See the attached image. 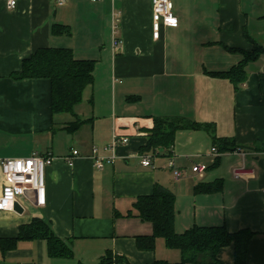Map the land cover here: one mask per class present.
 I'll use <instances>...</instances> for the list:
<instances>
[{
  "label": "crops",
  "instance_id": "1",
  "mask_svg": "<svg viewBox=\"0 0 264 264\" xmlns=\"http://www.w3.org/2000/svg\"><path fill=\"white\" fill-rule=\"evenodd\" d=\"M172 2L178 27H162L156 41L151 0H19L15 10L0 0V160L35 152L54 158L46 169L45 207H37L29 193L21 200L23 213L0 212V239L16 238L22 225L40 217L74 253L72 259H51L45 242H21L6 254L0 249V264H98L108 252L125 264L180 263L181 252L163 239L154 252L137 248L136 238L152 236L153 228L136 216L134 204L152 195L156 184L176 196L178 234L195 226H224L231 234L248 230L258 236L246 264H264V55L248 65L247 82L238 90L208 74L230 71L243 60L227 49L264 47V0ZM55 24L70 27L71 35L53 36ZM41 48H68L76 59L96 62L94 85L75 115L52 114L50 80L11 78ZM155 118L211 124L218 138L235 141L237 153L216 156L207 132L181 130L171 155L159 150L145 167L140 149ZM77 119L87 122L74 133L63 130ZM115 135L129 138L128 145L116 149L113 163L96 169L98 157L112 156L105 149ZM74 151L79 155L70 166ZM170 160L182 172L180 180ZM198 163L209 166L203 178L192 172ZM242 166L255 177L236 179L233 170ZM218 180L222 192L195 194L198 185ZM2 187L0 168V193ZM217 259L235 264L234 245Z\"/></svg>",
  "mask_w": 264,
  "mask_h": 264
},
{
  "label": "trees",
  "instance_id": "2",
  "mask_svg": "<svg viewBox=\"0 0 264 264\" xmlns=\"http://www.w3.org/2000/svg\"><path fill=\"white\" fill-rule=\"evenodd\" d=\"M52 35L56 37L71 35L68 26L55 24ZM246 39L252 41L245 33ZM230 53H240L243 60L230 71L208 73L214 78L228 80L238 90L248 79L246 68L264 55V47L254 44L252 52L227 49ZM96 62L78 60L68 48H41L23 61L22 70L11 75L15 81L47 79L51 82V110L53 115H75V109L84 99L85 91L94 85ZM140 98L131 97L137 101ZM87 121L77 119L63 128L74 133ZM181 130L205 131L213 139L218 153H234L237 146L230 138H218L211 124L192 122L184 118H155L150 129L147 144L140 154L155 156L159 150L171 155L176 135ZM219 160V159H217ZM216 160L213 168L218 165ZM224 183L218 180L210 184H201L195 188V194L212 195L223 191ZM176 196L170 190L156 184L150 196L140 197L134 204L136 216L153 228L152 236L137 237V248L142 252H154L158 239H163L170 250L180 251L182 261L177 264H219L218 254L224 248L234 245L235 264H246L251 241L258 235L248 230L231 234L226 227H193L183 234L175 229ZM128 216H133L129 213ZM43 241L51 259H72L74 253L67 243L58 238L50 222L36 217L31 223L22 225L16 238L0 239L3 254L16 250L21 242ZM81 264V263H80ZM98 264H125L124 259L108 252ZM155 264H170L156 262Z\"/></svg>",
  "mask_w": 264,
  "mask_h": 264
},
{
  "label": "built area",
  "instance_id": "3",
  "mask_svg": "<svg viewBox=\"0 0 264 264\" xmlns=\"http://www.w3.org/2000/svg\"><path fill=\"white\" fill-rule=\"evenodd\" d=\"M8 10H15L18 6L19 0H5ZM63 3V2H60ZM152 3V37L154 40H159L161 35V28H176L178 27V19L174 16V4L172 0H151ZM117 30L114 28L113 45L115 48L120 47L121 41L116 37ZM129 143V138L119 137L115 135L112 143L105 151L111 152L110 158L98 157L95 160V168L102 170L105 163H113L116 154L115 151L119 146H126ZM239 152V151H238ZM94 153H98V149H94ZM212 153L220 156L217 148H213ZM237 153V151H236ZM245 156V153L239 152ZM78 151L73 152L72 158L67 159L70 166L73 165V157L78 156ZM51 154L42 155L38 152L33 153L27 158H7L0 160V168L3 177V187L0 193V212L15 211L18 204L23 210L24 205L21 199L27 198L29 193H34L35 205L37 207H45L46 205V169L53 162ZM152 156H142V165L145 167L152 166ZM168 167L172 170L176 180H180L182 172L176 168L173 160L169 161ZM209 166L203 163L195 164L192 167L194 175L203 178L208 171ZM233 176L236 179H253L255 174L248 170L245 166L233 170ZM264 195V189L262 190Z\"/></svg>",
  "mask_w": 264,
  "mask_h": 264
},
{
  "label": "water",
  "instance_id": "4",
  "mask_svg": "<svg viewBox=\"0 0 264 264\" xmlns=\"http://www.w3.org/2000/svg\"><path fill=\"white\" fill-rule=\"evenodd\" d=\"M15 211L16 212H20V213H23L24 212V210L18 204L15 207Z\"/></svg>",
  "mask_w": 264,
  "mask_h": 264
},
{
  "label": "rangeland",
  "instance_id": "5",
  "mask_svg": "<svg viewBox=\"0 0 264 264\" xmlns=\"http://www.w3.org/2000/svg\"><path fill=\"white\" fill-rule=\"evenodd\" d=\"M65 117H69V118H70V115H66ZM61 135H63V137H69V138H71V136L68 135V134H61ZM66 135H67V136H66ZM58 137H60V136H58ZM21 200H23V199H21ZM23 202H24V201H23ZM24 204H25V205H28L27 202H24Z\"/></svg>",
  "mask_w": 264,
  "mask_h": 264
}]
</instances>
